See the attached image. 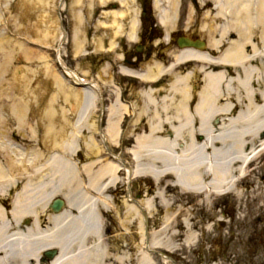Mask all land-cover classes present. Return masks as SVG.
I'll list each match as a JSON object with an SVG mask.
<instances>
[{
  "label": "bare ground",
  "instance_id": "1",
  "mask_svg": "<svg viewBox=\"0 0 264 264\" xmlns=\"http://www.w3.org/2000/svg\"><path fill=\"white\" fill-rule=\"evenodd\" d=\"M34 1H38L37 5L40 6L41 11L26 7L24 12L32 22L35 15L37 18L41 17V12L50 14L52 11V14L59 15L58 8L52 10L49 6L50 0ZM116 1H119L121 7L130 6L128 0ZM203 2L198 3L200 6L210 3L213 7L203 12L201 16L206 26L211 28L208 36L209 50L221 51L223 47H226V50L216 59L192 51H183L176 55L175 58L179 61L195 59L209 67L206 72H202L203 81L200 82L202 87L196 95L198 103L191 107L188 102L195 100L192 98L194 94L190 86L198 83L196 79L198 74L186 73L172 77L168 94L164 98L166 125L149 124L146 132L130 137L129 134L132 133L130 130L127 131V140L121 139V142L126 144V141L133 138L132 146L126 151L131 158L130 170L125 164L124 168H121L120 159L113 163L104 158L106 155L102 154L103 157L99 155V145L92 136L86 140L84 150V158L90 163L81 168L70 162L73 159L66 150L69 147L73 148L69 141H72L75 135L71 138L72 131L69 126L55 121L50 116V111L57 109L56 105L47 103L46 107H42L44 113L46 112L42 114L43 116H40V108L43 103L51 100L63 103L62 95L67 91L64 100L66 102L69 100V105L84 109L83 114L90 117L95 105L93 93L87 87H77L78 85L74 84L76 82L74 74L58 70L53 72L54 88L49 90L47 80L50 78L47 75L49 63L47 54L42 53L48 48L35 39L28 38L29 34L39 35L33 32L31 27L17 22L15 24L22 28L21 36L32 47L18 40L7 39V42L0 40L1 62L7 65L9 62L13 66L12 69H8L4 68L5 64L0 65V264H43L42 255L50 249H55L57 256L44 264H133V261L134 264H159L153 255L142 252V246L137 247L136 258L131 257L130 253L133 249L130 248L127 236V234L130 236V227L136 223L142 245H146L144 222L147 220V215L149 220L159 217V214L162 215L164 224L158 228V231H154V228L150 230L151 237L148 239L149 244L152 243L156 249H165L164 257H166L161 258L165 264L169 259L167 254L171 255L179 251L173 244H179L182 250L188 246L191 249L199 242V235L195 233L197 228L200 227L202 231L210 233L208 224L196 222L197 211L204 213L209 219L212 213L215 214L216 207H213V204L231 198L237 199V203L242 205L247 197L251 198V201L246 202L247 204L255 205L256 209L264 208V90L253 93L251 88L253 82L250 80L256 75L257 69L243 68L244 75L241 79L237 75L227 79L225 73L215 71L225 62L236 65L249 61L244 47L251 43L254 39L253 32L257 30L258 45L263 52L257 50L256 44H252L253 53L264 56V0ZM178 3L179 0L155 1L157 11L159 14L163 13L161 17L163 22L177 14ZM74 4L75 1L73 6ZM20 7H18L19 11L18 8L15 10V6H11V3L5 4L4 0H0V29L4 26L1 24V21L4 23L2 12H16L21 18L23 12ZM6 19L9 26L7 16ZM44 23L38 20L35 26L44 27L42 36L55 41L56 38L45 29L53 26H47L46 21ZM55 27L57 29L58 25ZM131 28L135 29V23H132ZM220 29H222L221 39L218 40L215 35ZM227 30L236 31L237 40L233 42L222 40L228 35ZM19 36L18 34L17 37ZM132 36L131 34L129 38ZM79 41V35L75 34L76 54L82 49ZM212 67L214 70H211ZM13 70L16 73L22 70L26 76L23 79L15 78V85L8 89L5 87L4 75ZM42 70L45 71L44 75ZM151 71L157 72L156 75L147 73L145 78L151 81L162 72L158 69ZM36 77H40V82L39 88L35 90L30 86ZM22 83L29 85V89L24 87L19 89ZM44 83L45 86H42ZM236 90L246 93L244 99L248 102L247 108L237 114L231 111L228 99L223 100L224 104L221 105V99L226 97V93L229 96ZM57 91L61 96H57ZM253 96H258L261 100L260 106L254 105ZM9 109L15 112H12V117L9 112L6 113ZM123 110L126 112V109L116 102L111 107L110 122L105 134L112 145H115L118 135L121 136L119 113ZM218 117L223 120L220 121V125L214 126L212 121ZM5 118L7 120H4ZM8 119H15L20 123L16 131L17 140L13 141L9 137V134L13 135L10 133L13 123ZM88 127L92 129L91 126ZM161 128L171 129L173 137L162 138ZM34 135L44 144V148L42 144L40 148L50 153L47 148L52 144H59L62 148L59 149L61 153L50 155L35 146L29 151L24 150L23 146H26V143L33 144ZM42 168L52 171V175L48 177L51 180L37 186L32 185V176H37L42 172L40 170ZM78 168L86 175L88 182L92 181V184L72 185ZM122 171L128 178L122 179ZM135 177L136 181L148 178L154 184V188L150 191L153 197L147 201L149 209L147 215L140 212L135 204L130 205L129 199L116 208L113 200L107 197L108 190L112 186L124 181L129 183ZM17 178H26V180H21L19 184ZM29 180L31 181L28 182ZM57 180L59 183L55 184ZM64 191L66 197L63 195ZM90 191L95 193L93 198L90 196ZM60 194L64 196L67 207L54 217L47 211L50 202ZM130 202L133 203V200ZM111 215L117 230L114 233L115 237L111 236L107 239L104 236V230L107 228L105 220ZM26 218L32 220L31 226L23 223ZM259 219L261 218L257 220ZM191 221L193 224L190 223ZM217 224L223 225L219 221ZM174 230L182 232L175 233ZM117 231L126 234L123 243L116 240ZM156 234L168 236L169 240ZM179 237L182 240L177 242ZM152 246L150 244L148 248L153 249Z\"/></svg>",
  "mask_w": 264,
  "mask_h": 264
},
{
  "label": "flooded vegetation",
  "instance_id": "2",
  "mask_svg": "<svg viewBox=\"0 0 264 264\" xmlns=\"http://www.w3.org/2000/svg\"><path fill=\"white\" fill-rule=\"evenodd\" d=\"M156 0H133L134 4L136 5V10L133 13H128L130 7L127 6H120L119 1H116L114 3H107L106 8H108L107 13H114L120 17L119 13H125L127 12L126 16H124L121 20L123 21L122 25L123 27L118 28V36L114 39V43H105V39L102 37L103 33L100 31V35L97 39H99L100 44L103 45H114L113 49H107L105 50L108 53H113V57H100V53L95 54V58L97 62L101 65L102 68L101 71L105 72V75L99 74L97 72V77L104 89V98L101 101L98 97H96L97 100V112L98 115L96 116L95 123L98 126H101L102 130H106V127L108 123L110 122V116H111V107L114 105V103H118L120 106L126 109V112L120 111V132L121 136L118 135L117 140L114 142V149L116 152H122L126 153V149H128L129 146H132L131 141L133 138H131L129 141H126V144L121 145L120 141L122 138L123 140H127V131L132 130V133H130V137L139 134L140 132H146L148 129L149 124H161L163 126L166 125V119H165V112H164V98L167 96V91H169L170 87V79L172 77H175L176 75H184L186 73H197L198 77L196 78L198 83H195L194 85L190 86V89L194 96L195 100H189L190 102L189 106L193 107L197 105V93H199V90L202 86H200V82L203 81L202 74L206 72V70L209 67H206L204 63L197 61L195 59H183L178 60L176 59V55L183 51H192L194 53H201L206 54L212 59L218 58L222 52L226 50V47L221 48V51L218 50H209V39L208 36H210V29L207 24L201 23L199 19H201V16L204 10H208L209 8L205 7L202 11H200V8H195V5H193V0H189L191 3V8H193V12L195 16L197 17L193 23H188L182 21V15L177 16L180 14V9L182 8L180 5L177 6V16L176 19H173L169 22H163L162 21V15H160L157 12L156 6H155ZM86 2L85 8H94V10H97L98 8H102V0L100 3H97L94 0H84ZM148 2V5H144ZM88 3V6H87ZM95 3V5H94ZM68 3H65L64 9L67 8ZM143 5V6H142ZM84 8V11H85ZM96 13V12H95ZM117 20H120L119 18H115ZM132 23H135V29L132 30L131 25ZM108 26V24L106 25ZM206 26V27H205ZM184 27V28H182ZM103 27L100 28L102 30ZM91 31V30H90ZM88 30V32H90ZM221 32L222 29L218 30L216 32V38L220 40L221 38ZM257 31H254V39L251 40V43L246 45L244 47V52L246 56L248 57L249 61H247L244 64L236 63V65L230 64V62H225L223 65H219L218 68L215 69V71H221L226 74L227 79H230L233 76H236L241 79L244 75L243 68L249 67L253 69H257L256 75L251 77L252 83V91L253 93L262 92L264 90V56H260L261 54H254V49L252 47V44H256L258 49L261 52L263 50L258 45V37H257ZM121 33V34H120ZM226 35L222 40H225V42H233L237 40V32L227 30ZM133 35L131 38H129L130 35ZM223 34L224 31H223ZM253 35V34H252ZM93 39V35L90 36V33H88L87 38L85 36V41L87 43ZM223 45V44H222ZM221 45V47H222ZM104 47V46H103ZM102 47V48H103ZM117 50V51H116ZM217 52V53H216ZM113 59V60H112ZM110 62L113 63V65L109 64ZM213 68V67H212ZM211 70H214V68ZM161 70V74L154 77V80H148L145 78L147 73L156 75L157 72L151 71V70ZM210 70V69H209ZM209 70L207 72H209ZM203 72V73H202ZM103 77L108 78V80L105 81ZM226 93V92H225ZM149 94V95H148ZM245 94L241 90H236L235 92H231V94L228 96V93H226V97H223L221 99V105L224 103L223 100L228 99L230 101V106L232 108V112H235L236 114L244 109L247 108L248 102H246L244 99ZM254 98V105L260 106L261 100L258 98V96H253ZM260 100V101H258ZM96 107V102L94 105V108ZM223 120L222 118L218 117L217 119H214L213 125L218 126L220 125V121ZM136 123V124H135ZM160 136L162 138L173 137V131L168 128H161L160 129ZM13 141L17 140L18 136L16 134H13L12 136ZM129 137V138H130ZM97 139L103 148L102 141H101V134H97ZM97 141V140H96ZM98 141L96 142L98 145ZM32 145L30 143H26V146H23L24 150L29 151L32 146H35L36 148L40 149L42 152L44 150L40 148V142L38 140L32 141ZM129 146H127V144ZM17 145L20 146L19 143ZM99 145V148H100ZM43 147V146H42ZM127 147V148H126ZM103 152L106 154L107 159L110 160V162H117L119 158H113L110 155H108L107 152H105L103 148ZM45 153V152H44ZM80 156L84 159L81 160ZM73 161H70L74 163V165L83 167L85 164H89L85 160L84 152L81 151L74 152L72 154ZM106 159V158H105ZM103 160V159H102ZM43 169H40L43 173ZM49 174L52 175V171L49 169ZM47 174V177L50 175ZM39 175L32 176V185H37L39 180ZM125 178L126 177L125 175ZM19 179V184L21 183V180H26V178ZM31 179V180H32ZM29 180L28 182H30ZM132 180V181H131ZM129 182V187L132 190L133 196L138 199H143L145 201H148L149 198H151L152 194L150 191L154 188L153 182L146 178L143 179V181H136L135 179H131ZM81 184L86 185L92 184V181L88 182V178L86 175L80 171H76V177L74 184ZM126 183V182H125ZM119 184H116L115 186H112L107 193V197L111 198L113 200L114 206L117 208L118 204L120 202V192L118 191ZM90 196L93 198L94 192L90 191ZM125 194V202L128 200L127 198V187H125L124 190ZM53 202V200L50 202ZM128 202V201H127ZM129 204L133 205L129 202ZM49 212L51 216H56L55 213H53V210L49 208L47 211ZM24 219L23 223L27 224L28 226L32 225V220L28 218L29 221H25ZM113 216H109L106 218L105 223H107V228L104 230V236L108 239V237H115L114 233L116 232V224L112 222ZM115 226V227H114ZM118 232V231H117ZM113 234V235H112ZM117 235V234H116ZM146 235H148V232L146 231L144 233V240L147 241L146 244H149L150 240H146ZM116 240L119 241V236H116ZM150 238V237H148ZM253 237H250L252 239ZM108 241V240H107ZM124 242V241H123ZM250 242L249 240L247 243ZM142 243V242H141ZM242 240L240 239L239 245H241ZM117 247V243H116ZM247 247V246H246ZM133 250H131V257L133 256L134 259L136 258V251H135V245L133 244L130 246ZM143 249H145V245L143 244ZM249 252L254 253L255 257L258 260H252L248 261V255ZM247 257V261L243 260L241 256H239V260L241 258V261H236V263L230 258L227 260L228 264H264L263 261V252L258 250H252L247 251L245 259ZM224 258H226V255L224 254ZM47 258L42 255V263L48 262L46 260ZM133 259V260H134ZM250 259H254L252 256ZM186 263V262H185ZM203 262H198L197 264H202ZM134 264V261H133ZM183 264V263H180ZM190 264V263H187ZM194 264V263H193ZM207 264H216L215 258L212 262H208Z\"/></svg>",
  "mask_w": 264,
  "mask_h": 264
},
{
  "label": "rangeland",
  "instance_id": "3",
  "mask_svg": "<svg viewBox=\"0 0 264 264\" xmlns=\"http://www.w3.org/2000/svg\"><path fill=\"white\" fill-rule=\"evenodd\" d=\"M74 1H75V4H74L75 6H73ZM94 1H96L97 3L101 2V0H94ZM110 1L112 3L115 2V0H109L107 2L106 0H104L101 2L102 8H98L97 10H94V8L92 9L85 8L86 2H84V0H65V3L67 2L68 5L66 8V11L62 12L65 4L63 5V9H62L61 0H50L49 6L51 7L52 10L57 9V8L59 9L58 4L60 5V9L62 10L60 11V14H63V20H66V22L68 23V25L71 27V30H72V35L70 37L71 42H67V43L65 42L59 50L61 57H62L61 59L63 60L64 64L66 63V65L74 68V70L79 75L83 76V75L91 74L90 76H87L88 78H92L93 76L97 75L96 74L97 72H99V74H101L102 76L105 75V72L101 71L102 68L104 67L101 66L99 69L98 66L101 64L97 62L94 55L102 51L99 55L100 57L107 58V57L114 56L113 53H108L105 51L109 49L110 46L103 45L104 46L103 47L100 44L99 39L97 38L99 36H102L100 35V31H101L103 33L102 37L105 39L104 40L105 43H110L111 41L114 43V39L118 36L117 29L123 27L122 25L123 21L121 19L124 16H126L127 12L119 13L120 17H118L117 14L114 15V13H107L108 8H106V5H108L107 3H110ZM124 1L126 2L127 0H124ZM128 1L130 3V6H129L130 9L128 13H133L136 10V5L134 4L133 0H128ZM179 1L180 3H178V5H180L182 8L180 9L181 11L180 14H178L177 16L182 15V21L193 23V21L197 17L195 16L193 12V8H191L192 6L191 3L189 2V0H179ZM198 1L203 2V0H198ZM4 3L9 4V5L11 3V6L12 5L13 7L15 6V10H17V8L21 6L20 8H21V12H23V16L20 18V16L16 12L12 13V12L5 11V14L3 15L8 17L10 25L6 26V23L8 22V20L5 18H4V23L3 21H1V24H3L4 26L2 28L3 30L0 29V31L2 32L0 34V40L2 39V42L3 41L7 42L8 40H17L18 34L21 36L20 31H23V30L21 27H18V25H15L16 22L25 24L26 26L31 27L33 29V32L38 33L39 35L32 36L31 34L25 32L30 35L28 37V38H31L30 40L35 39V41H37L39 44L46 45V47L48 48L47 50L43 49L45 50V52H42V53L47 54L46 56H47L48 63H49V74L47 75H49L48 77H50L49 79H47L48 88L49 90H53L54 88L53 87L54 80H52V77L54 75L53 72L55 70L60 71L59 70L60 67L56 63V60H55L56 55L54 53V49H59L58 45H59V41L61 38L60 29L58 27L56 29L55 27L57 25V19L59 18L57 17V13L52 14V11H51L50 14L48 12L43 14L41 12V17L37 18L35 15L33 17V22H32L31 19L25 15L24 13L26 11L25 8L29 7L30 10L36 9L37 11H41L40 6L37 5L38 1L8 0L7 2H5L4 0ZM144 5H148V2ZM87 6H88V3H87ZM197 7L198 6L195 5V8ZM84 8H85V11H84ZM18 11H19V8H18ZM204 11H208V10H204ZM31 14L34 15L33 13ZM160 14L162 15L163 13H160ZM168 14L171 15L172 13L171 14L168 13ZM177 16L173 15L172 17H174L173 19H176ZM115 18H119L120 20H117V22L114 23V21H116ZM173 19L170 18L166 21L169 22V21H172ZM38 20H40L43 24H45L44 22L46 21L47 26H51V25L53 26V28L48 27L45 29H48L47 31H49L50 34H52V36L56 38L55 41L51 39H45L42 36L44 32V27L40 26L39 28H37V26H35V24L38 23ZM199 21H201V23H205L203 19H199ZM107 24L108 26H106ZM101 27H103L102 30H100ZM88 30L89 31L91 30V31L88 32ZM88 33H90V36L93 35V39L87 43V41H85V36L87 38ZM75 34L79 35L80 37L79 42H80V46L82 47V49L77 54H76V51H75L76 49L74 45L75 44ZM21 42L22 41H20V43ZM23 43L24 42H22V44ZM28 46H31V45H28ZM100 46H102L103 48H101ZM113 48H114V45L112 44V48L110 49H113ZM1 64H5V63L1 62V59H0V65ZM109 64L113 65L112 62H110ZM5 65L6 66L4 68L6 67L8 69L13 68V66L9 64V62H8V65L7 64ZM42 73L44 75L45 71L42 70ZM25 76L26 75L23 73L22 70H20V73H16L14 70L6 72L4 75V82L6 83L5 87L9 89L12 86L11 88H13V86L15 85L14 79L15 78L17 79V77L23 79V77L25 78ZM39 78L40 77H36L33 80L32 85L30 86L31 89L35 88L36 90L39 88V85H38L40 82ZM103 78L105 79V81L108 80V78L106 77H103ZM41 80H44V79L41 78ZM42 86H45V83ZM23 87L24 89L26 88L29 89V85L26 86L23 83L22 85H20L19 89H23ZM16 90H18V88H16ZM66 93L65 95H62L63 103H57L55 102V100H51L49 102L43 103V105L40 108V116H43L42 114L46 113V112L44 113V108L42 107H46L47 103L56 105L57 109L54 110L53 112L50 111V116L53 117L55 121H59L60 123L63 122L66 125H68L70 130L72 131L71 132L72 137H74L75 134L77 136H80V138H73V140L72 141L70 140L69 142L73 146V151L80 150L83 153L85 150V142L89 137L92 136L93 139L98 141L97 127H95V121L97 118L96 116L98 115V112L96 110L97 100L94 98L93 102L94 103L96 102V107L94 108L92 115L90 117H87L85 114H83L84 109L83 110L82 108L78 109V107L75 105H69L70 103L69 100L67 102L64 100L67 95ZM59 95L61 96L60 92L57 93V96ZM60 100L61 99L59 98V101ZM59 108H63V109L60 110ZM8 112H9L10 117H12V112L14 111H12V109H9L6 111V113ZM4 120H7V119L5 118ZM8 120L12 121L13 123L12 124L13 128L10 130V133L17 135L16 131L19 129L20 123L17 122L15 119H8ZM87 125L91 126L92 129L90 130V127H88ZM9 137L12 138L10 134H9ZM129 144L130 143H128L127 146H129ZM55 147L60 148V145L55 144ZM102 154L106 155L103 152V148L100 145L99 155L103 157L104 155ZM80 158L81 160H84L81 156ZM104 158H107V157H104ZM121 177L124 180L125 175L123 172L121 174ZM54 183L58 184L59 180L55 181ZM125 185L126 184L124 181L118 186V191L120 192V195H121L118 207H120V205H122V203L125 202V194H124ZM63 195H66V191L63 192ZM59 196L60 198H62L61 194ZM151 197H153V195ZM250 199H251L250 197L245 198V200H243L242 202V205H239L237 203L238 202L237 199L234 200L230 198L223 200L221 203L218 202L217 204H213L212 206L216 207V209L214 210V213L216 214V216L215 214L212 213L209 219L204 215V213L197 211L195 213L196 222H199L201 224H208L210 233H208L207 231H202L200 227L197 228L195 233L199 235V238H198L199 242L195 244V246L191 247V249L188 248L189 247L188 246L186 247L185 250H182L179 244L177 243L175 245L173 244V246L176 247L177 250L179 251L171 255H168L169 260L165 261V262H168L165 264H174V263L175 264H180V263L197 264L198 262H203L202 264H207L208 262H212L214 258L216 260V264H226L224 262V254L226 255L225 260H229L231 258L236 263V261L239 260V256H241L243 260L247 261V257L245 259L246 252L252 251V250L262 251L263 256H264V208L256 209L257 207H255V205L247 204L246 202L251 201ZM156 212L159 214L158 210ZM259 215L261 216L258 217ZM258 218H261V219L257 220ZM191 219H192V216H191ZM26 220H28V218H26ZM218 221L219 223L222 222L223 225L220 226L219 224H217ZM150 223H151V226L154 228V231H158V228L164 224V221L162 220V215L159 214V217H155L154 219H151ZM190 223L193 224L192 221ZM130 229H131V231L129 232L130 236L127 234L130 246H132L133 244L135 245L136 254L138 252L137 247L142 246L141 249H142V252H144L143 245L141 243V239L139 235V230L137 228V224L133 223ZM174 232L180 233L182 231L174 230ZM118 234L117 236H119V241L123 243V240H124L123 237L126 234L124 232H121V233L118 232ZM158 235L160 234H156V236ZM250 237H253V238L250 239ZM161 238H166L167 240H169V237L165 235L161 236ZM240 239L242 240L241 245H239ZM180 240H182L181 237L178 238L177 242H179ZM248 240L250 242L247 243ZM153 256L155 257V261L157 263L163 264L164 260H162L161 257H158L159 255L158 256L153 255ZM252 256L254 257V259H250ZM255 256H256L255 252L254 253L249 252L248 261L250 262L252 260L253 261L258 260ZM241 258L239 262L241 261ZM263 261H264V257H263Z\"/></svg>",
  "mask_w": 264,
  "mask_h": 264
},
{
  "label": "water",
  "instance_id": "4",
  "mask_svg": "<svg viewBox=\"0 0 264 264\" xmlns=\"http://www.w3.org/2000/svg\"><path fill=\"white\" fill-rule=\"evenodd\" d=\"M63 206H64L63 202L60 201V200H57V201L54 203V205H53L52 208L54 209V211H55L56 213H59V212L62 210ZM55 254H56V252H48V253H46V255H47L49 258H53V257L55 256Z\"/></svg>",
  "mask_w": 264,
  "mask_h": 264
}]
</instances>
